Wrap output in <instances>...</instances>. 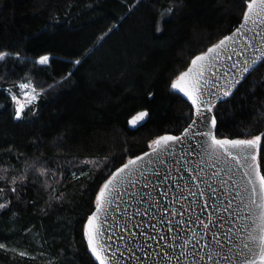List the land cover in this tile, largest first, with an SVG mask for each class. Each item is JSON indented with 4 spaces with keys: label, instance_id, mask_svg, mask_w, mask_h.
Segmentation results:
<instances>
[{
    "label": "trees",
    "instance_id": "16d2710c",
    "mask_svg": "<svg viewBox=\"0 0 264 264\" xmlns=\"http://www.w3.org/2000/svg\"><path fill=\"white\" fill-rule=\"evenodd\" d=\"M244 10L245 0H0V264H96L83 224L100 187L191 122L171 82ZM26 81L36 98L16 119L9 93ZM212 111L217 137L264 133V61Z\"/></svg>",
    "mask_w": 264,
    "mask_h": 264
},
{
    "label": "water",
    "instance_id": "95a60500",
    "mask_svg": "<svg viewBox=\"0 0 264 264\" xmlns=\"http://www.w3.org/2000/svg\"><path fill=\"white\" fill-rule=\"evenodd\" d=\"M242 23L243 18L240 24L214 44L235 33ZM242 32L243 35L236 36L235 43L220 56L215 68L208 73L210 81L224 85L225 79L231 81L248 75L241 73L240 69L245 60L251 66L253 60L261 55L256 49H264V24L249 22ZM229 56L231 59H228ZM192 59L182 72L191 66ZM233 64L237 67L233 68ZM225 72L228 73L227 78ZM172 90L191 106L183 93ZM211 91L215 93L216 89ZM225 98L222 93H217L212 96V101L216 104ZM208 115L209 118L214 115L213 111ZM137 120L140 121V118L137 117ZM184 129L179 134L164 135L182 136ZM197 129L208 131L211 124L194 125L193 131ZM212 131L215 132L216 128ZM209 144L208 137H193L189 133L188 138L178 143L170 142L167 149L158 153L151 147L137 155L142 159L137 161L131 175L128 171L121 174L122 178L116 182V191L109 197L111 203L105 204L106 211L101 213V220L105 221L103 240L110 245L106 253L110 258L115 253L118 264H239L243 259L239 253L243 250V243L247 242L248 231L253 227L249 219L252 213L246 207L250 191L244 176L247 168H241L222 152H213ZM190 192L196 195L192 196ZM93 211L95 207L91 213ZM204 225L208 228L205 229ZM165 253L173 258L169 259ZM209 254L213 257L212 261L208 259ZM134 256L140 257V260L137 261ZM200 256L204 259L200 260ZM223 256L230 257V260H224ZM92 259L98 264L93 256Z\"/></svg>",
    "mask_w": 264,
    "mask_h": 264
},
{
    "label": "snow or ice",
    "instance_id": "6c2138e0",
    "mask_svg": "<svg viewBox=\"0 0 264 264\" xmlns=\"http://www.w3.org/2000/svg\"><path fill=\"white\" fill-rule=\"evenodd\" d=\"M245 3L246 10L242 12L243 23L236 29L235 33L225 36L218 43L208 48L207 52L195 56L187 71L181 72L171 82V88L183 93L191 102L196 119L191 120V123L185 127L182 136H160L152 142V146L153 151L158 153L161 150L167 149L170 142L178 143L182 139L188 138L189 133H191L193 137L205 136L209 138V147L213 152H222L225 156L236 161L241 168H247V171L244 172V176L247 178L250 191L249 189H245V191H249V202L246 207L252 213L249 219L253 227L247 233V242L243 243V250L246 251L242 250L239 253V255L243 257V259L239 261V264H264V133L252 135L249 139H220L217 138L215 132L212 131V129L217 127L216 116L212 115L209 118L208 115L215 107L212 96L217 93H222L224 97L232 95L230 89L235 88V86L240 83V79L244 78L242 75L240 79L231 81L225 79V84L220 85L219 83L210 81L208 73L212 72L213 68H215L216 62L219 60L220 56L226 54L230 45L235 43L236 36L243 35L242 29L249 22L253 24H264V0H245ZM262 39H264V37H262ZM256 51L260 52L261 55L253 60L251 66H249L248 61L245 60L244 66L240 69L241 73L250 74L251 70L258 62L264 61V49L257 48ZM8 55L9 53L0 51V60H5ZM228 59H231V57L229 56ZM48 61V56H41L39 58V63L41 64H47ZM75 63L79 64L80 61L77 60ZM232 67L236 68L237 65L233 64ZM213 75H215V73H213ZM224 76L227 78L228 73L225 72ZM27 87H29L28 84L20 85L22 89ZM213 88L216 89L215 93L211 91ZM32 91L35 93V88H33ZM35 98V95L29 97L28 103ZM12 99L16 101L18 105L15 111V118L21 119L26 105L21 104L16 96H13ZM146 115L147 113H140L139 118L143 119ZM209 123L211 124V129L208 131H201L199 129L193 131L194 125L203 124L207 126ZM145 155H148V153H145ZM141 159V156L130 159L127 164H124L123 167L118 168L115 173H112L110 178L100 187L96 195L95 211L88 215L86 222L83 224V235L86 238L87 247L95 260L98 261V264H113L114 260L115 264H118L115 253L112 254V258L106 254L110 245L106 244L103 240L105 236L103 226L105 221L101 220V213L106 211L105 204L111 203L109 197L116 191L115 186L118 178H122L121 174L126 171L131 175L132 171L135 170L137 161ZM46 171V169H40V174L44 175ZM26 179V176L23 177L21 182L23 183ZM12 182L15 183V180ZM147 186L148 184L146 183L145 187ZM2 191L3 189H0V192ZM12 191L15 192L16 188H13ZM190 195L195 196L196 193L190 192ZM201 195H203V192H201ZM181 196H183V193H181ZM6 206V204H0V209ZM253 209L256 211H253ZM196 221H199V217L196 218ZM204 228L207 229L208 225H204ZM245 230H247V228ZM216 242L219 244L218 240ZM185 243H187V241H185ZM3 247L5 246L0 244V248ZM149 247L151 246L149 245ZM169 247H172V245H169ZM129 251H132V249H129ZM21 255H24V253H21ZM181 255L185 254L181 253ZM195 255H198V253H195ZM217 255H220V253H217ZM165 256L168 257V254L165 253ZM168 258L172 259L173 257ZM222 258L224 260H230V257L227 256H223ZM134 259L139 261L140 257L134 256ZM199 259L203 260L204 257L200 256ZM208 259L210 261L213 260L211 254H209Z\"/></svg>",
    "mask_w": 264,
    "mask_h": 264
},
{
    "label": "rangeland",
    "instance_id": "374dc122",
    "mask_svg": "<svg viewBox=\"0 0 264 264\" xmlns=\"http://www.w3.org/2000/svg\"><path fill=\"white\" fill-rule=\"evenodd\" d=\"M19 85H21V84H19ZM21 90H22V91H21V93L19 94V96H17V95H12V97H13V96H16L17 100H19V102H20L21 104H23L25 101H28V100H29V97L35 95V93H33L28 87L26 88V90H24V88H23V89L21 88ZM33 100H34V99H33ZM14 103H15V107L17 108L18 105H17L16 101H14Z\"/></svg>",
    "mask_w": 264,
    "mask_h": 264
},
{
    "label": "built area",
    "instance_id": "2783aa9c",
    "mask_svg": "<svg viewBox=\"0 0 264 264\" xmlns=\"http://www.w3.org/2000/svg\"><path fill=\"white\" fill-rule=\"evenodd\" d=\"M21 84H28L29 85V89L32 91L33 90V85H32V83L31 82H28V81H26V82H23V83H21ZM24 90H26V88H24ZM33 92V91H32ZM10 94V96L12 97V95H16L15 93H9Z\"/></svg>",
    "mask_w": 264,
    "mask_h": 264
},
{
    "label": "bare ground",
    "instance_id": "6f19581e",
    "mask_svg": "<svg viewBox=\"0 0 264 264\" xmlns=\"http://www.w3.org/2000/svg\"><path fill=\"white\" fill-rule=\"evenodd\" d=\"M80 152V151H79ZM72 153V152H71ZM83 154V153H82ZM65 155V154H64ZM68 155V154H67ZM73 155V154H72ZM79 155V154H78ZM84 155V154H83ZM65 157V156H64ZM68 157H70V156H68ZM77 157V156H76ZM63 159V158H62ZM78 158H76V160H77ZM70 160V159H69ZM62 162H64L63 160H62ZM61 162V163H62ZM66 163V162H65ZM65 163H63L62 165H65ZM70 164V163H69ZM75 165V164H74ZM66 166V165H65ZM68 166V165H67ZM66 166V167H67ZM52 168V167H51ZM63 168V167H62ZM39 169H41V168H39ZM43 169V168H42ZM56 169V168H55ZM60 169V168H59ZM53 170V169H52ZM40 171V170H39ZM38 172V171H37ZM52 172V171H51ZM47 173V172H46ZM49 173V172H48ZM33 174V173H32ZM41 175V174H40ZM39 176V175H38ZM47 178H45L44 180H46ZM44 205V204H43Z\"/></svg>",
    "mask_w": 264,
    "mask_h": 264
}]
</instances>
